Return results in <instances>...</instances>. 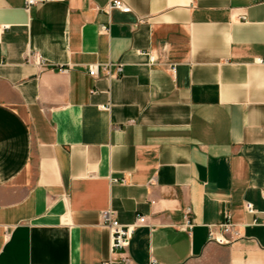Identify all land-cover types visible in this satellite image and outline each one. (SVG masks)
Here are the masks:
<instances>
[{
  "label": "crops",
  "instance_id": "0c3cea01",
  "mask_svg": "<svg viewBox=\"0 0 264 264\" xmlns=\"http://www.w3.org/2000/svg\"><path fill=\"white\" fill-rule=\"evenodd\" d=\"M32 1L0 0V264L115 263L106 210L147 220L131 264H264V0Z\"/></svg>",
  "mask_w": 264,
  "mask_h": 264
},
{
  "label": "built area",
  "instance_id": "2783aa9c",
  "mask_svg": "<svg viewBox=\"0 0 264 264\" xmlns=\"http://www.w3.org/2000/svg\"><path fill=\"white\" fill-rule=\"evenodd\" d=\"M32 3V0H27V5ZM105 9H117L122 13H128L130 10L129 7L126 6L121 0H111L107 4ZM101 30L108 31V27L102 26ZM25 60L27 63H33L37 66L45 65L43 60L31 54H27ZM58 70L61 72L65 71L61 67H58ZM170 70L173 72L174 66H172ZM105 71L109 76L110 72L108 66L105 67ZM88 75L94 78L97 77L95 66L91 65L88 67ZM121 182H124V180H121ZM262 196L264 198V190ZM244 210L246 213H254V209L250 203H245ZM189 214L190 210L186 209L184 212V221L181 225L185 229L190 228L192 225ZM101 225L108 231L110 255L111 257L117 258V261L115 263L109 259L104 261L102 264H131L130 257L127 253L129 241L137 227L147 225L145 216H137L134 222H132L131 224H121L109 210H106L101 212ZM235 226L236 225L230 221V218L227 215L224 222L207 226L208 240L213 241L217 244L230 243L233 240V236L236 235ZM216 230L219 232V234L215 233ZM226 235H228V237ZM150 264H157V262L151 259Z\"/></svg>",
  "mask_w": 264,
  "mask_h": 264
}]
</instances>
